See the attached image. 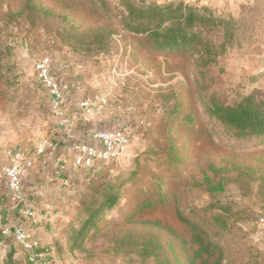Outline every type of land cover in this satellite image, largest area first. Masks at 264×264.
I'll return each mask as SVG.
<instances>
[{
  "label": "rangeland",
  "instance_id": "obj_1",
  "mask_svg": "<svg viewBox=\"0 0 264 264\" xmlns=\"http://www.w3.org/2000/svg\"><path fill=\"white\" fill-rule=\"evenodd\" d=\"M163 27L194 41L158 49L148 32ZM45 55L67 93L107 100L114 123L135 130L100 175L65 186L38 168L26 180L27 202L51 206L40 215L57 264H264V143L200 104L264 99V0H0L2 192L10 154L47 148L71 122L53 115L39 82ZM197 59L213 63L210 88L196 86ZM200 241L213 246L199 254Z\"/></svg>",
  "mask_w": 264,
  "mask_h": 264
},
{
  "label": "built area",
  "instance_id": "obj_2",
  "mask_svg": "<svg viewBox=\"0 0 264 264\" xmlns=\"http://www.w3.org/2000/svg\"><path fill=\"white\" fill-rule=\"evenodd\" d=\"M36 69L39 82L47 92L50 109L64 126L65 88L54 71L50 55L42 56ZM108 104L107 100L95 97L83 101L80 106L84 116L95 117L105 113ZM134 134L132 126L119 121L104 126L91 125L81 138L72 143L74 167L84 173L100 175L128 151ZM49 150L55 151L54 146L37 148L33 154L22 151L10 154V162L4 172L7 191L2 192L0 186V203L3 206L18 208L21 219L18 224L10 223L6 220L3 210H0V249L12 248L6 255V264H10L9 258L13 264H57L55 245L44 244L35 233L41 223L40 211L42 208L51 211V206L45 200L37 204L26 202L25 191L26 180L34 175L39 157L45 156ZM61 183L69 186L71 182L64 177ZM7 197L11 198L8 202ZM260 224L264 227V217L260 219Z\"/></svg>",
  "mask_w": 264,
  "mask_h": 264
},
{
  "label": "trees",
  "instance_id": "obj_3",
  "mask_svg": "<svg viewBox=\"0 0 264 264\" xmlns=\"http://www.w3.org/2000/svg\"><path fill=\"white\" fill-rule=\"evenodd\" d=\"M101 5L102 7L109 6V4L103 1H101ZM194 37V34L181 27H163L148 32V38L152 39L154 47L158 49L182 48L185 45L192 44ZM211 64H213L211 60L200 61L197 59L195 61L193 74L196 86L210 88L213 85L211 80L216 79L217 74L210 72ZM212 70L215 71L214 69ZM207 98L208 102L207 100L204 101L201 97L200 104L203 109L208 107L210 111L208 113L215 123L236 132L240 139L252 136L255 141L264 143V99L249 97L244 102L233 104L219 100L215 94H211ZM115 205L114 199L108 209L114 208ZM180 217L182 221H186L185 218ZM90 222L91 218L87 220L86 224ZM196 239L201 240V238ZM209 246H213V244H205L200 241L198 253L203 254L204 252H208ZM8 263L13 264L14 262L9 258ZM202 264H221V261L219 259L209 262L204 261Z\"/></svg>",
  "mask_w": 264,
  "mask_h": 264
},
{
  "label": "crops",
  "instance_id": "obj_4",
  "mask_svg": "<svg viewBox=\"0 0 264 264\" xmlns=\"http://www.w3.org/2000/svg\"><path fill=\"white\" fill-rule=\"evenodd\" d=\"M73 93V92H72ZM81 100H78L75 93L71 94L69 91L67 93V90H65V99L63 102V111L65 113V116H68V118L71 120L69 126L67 128L60 129L59 132L61 133L60 136H57L55 138H51L49 141L55 148V151L51 152V150L46 153L45 156L39 157L40 160L37 163V169H43L44 173L47 176H52L57 180L58 182L62 181V179L65 177L72 182L77 177V174L84 173V171H81L79 169H76L73 165V158H72V143L74 140H77L81 138L84 133L88 130V128L91 127V124H87L88 118L84 116L83 110L81 108ZM90 118H97L100 126H104L112 123L113 120L111 119L110 113L107 111L103 113L101 116H95ZM111 120V121H110ZM92 123V122H91ZM93 125V123H92ZM55 133V131H54ZM48 145V146H49ZM57 167V168H56ZM45 169H47L45 171ZM59 169V170H58ZM0 186H2V177L0 175ZM27 196L26 199L28 198ZM27 202V200H26ZM36 202L34 201L33 204ZM37 204V203H36ZM0 210H3V213L5 215V218L8 222L13 224H18L19 220L21 219V212L18 208H15L14 206H3L2 203H0ZM40 227L37 229L36 237H38L44 244L47 243H53V233L50 232L48 221L43 219V217L40 215Z\"/></svg>",
  "mask_w": 264,
  "mask_h": 264
},
{
  "label": "water",
  "instance_id": "obj_5",
  "mask_svg": "<svg viewBox=\"0 0 264 264\" xmlns=\"http://www.w3.org/2000/svg\"><path fill=\"white\" fill-rule=\"evenodd\" d=\"M2 245L1 241H0V246Z\"/></svg>",
  "mask_w": 264,
  "mask_h": 264
}]
</instances>
